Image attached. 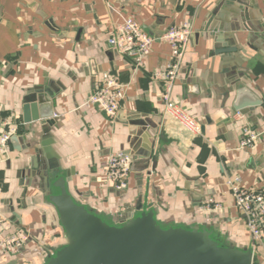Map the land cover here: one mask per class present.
I'll return each mask as SVG.
<instances>
[{
    "label": "crops",
    "instance_id": "1",
    "mask_svg": "<svg viewBox=\"0 0 264 264\" xmlns=\"http://www.w3.org/2000/svg\"><path fill=\"white\" fill-rule=\"evenodd\" d=\"M126 17L154 38L191 23L173 100L199 136L162 114L151 74L166 64L167 44L155 42L141 68L109 49V31ZM263 17L264 0H0V122L18 127L0 157V216L30 233L0 264H50L72 245L69 208L115 229L144 213L161 232L198 233L233 260L251 252V264H264V238L252 249L226 185L238 178L264 191ZM103 72L126 85L114 118L83 106ZM246 92L261 105L240 118L233 104ZM244 129L258 134L253 148L239 149ZM137 143L149 157L134 154ZM117 151L133 157L122 192L99 174ZM206 200L222 210H204Z\"/></svg>",
    "mask_w": 264,
    "mask_h": 264
},
{
    "label": "built area",
    "instance_id": "2",
    "mask_svg": "<svg viewBox=\"0 0 264 264\" xmlns=\"http://www.w3.org/2000/svg\"><path fill=\"white\" fill-rule=\"evenodd\" d=\"M264 24V17H263ZM191 23H184L173 27L162 36L154 38L144 32L140 23L132 17H126L108 33L107 44L117 55L133 60L136 67H143L145 60L151 53L155 42L167 44L170 54L162 70L154 71L151 78L161 82L159 96L162 105V114L193 136L200 135V125L184 109L173 100V91L180 75L190 38L192 35ZM126 99V85L117 80L108 72L98 76L92 93L83 106L96 108L108 118H114L120 111ZM237 117L240 113H236ZM18 127L11 118H4L0 122V157L8 155L10 142L17 135ZM258 134L244 129L243 137L239 142V149L253 148ZM0 159V163H3ZM133 157L124 152H111L99 170V174L106 182H111L114 190L122 192L127 189V180ZM153 174L152 169L146 171L147 176ZM233 200L234 207L244 216L246 227L252 239V249L255 244L264 238V191L242 185L238 178L226 182ZM206 211H220L222 207L212 200L204 202ZM30 241V233L22 228L14 227L9 221L0 216V253L16 255Z\"/></svg>",
    "mask_w": 264,
    "mask_h": 264
},
{
    "label": "water",
    "instance_id": "3",
    "mask_svg": "<svg viewBox=\"0 0 264 264\" xmlns=\"http://www.w3.org/2000/svg\"><path fill=\"white\" fill-rule=\"evenodd\" d=\"M232 51V50H231ZM230 51V52H231ZM261 105L251 93L239 95L233 104L237 112ZM52 112L40 118H51ZM38 116L35 118V120ZM203 127H201V132ZM13 141V138L12 140ZM143 144L153 148L147 138ZM44 143L43 146H46ZM138 143L132 151L138 157L150 154L138 152ZM47 151V149H45ZM63 224L72 240V245L58 254L50 264H251L252 254L234 260L221 251L211 249L209 243L198 233L181 235L176 231L161 232L143 213L139 219L122 229L110 228L99 220L78 210L63 209Z\"/></svg>",
    "mask_w": 264,
    "mask_h": 264
}]
</instances>
